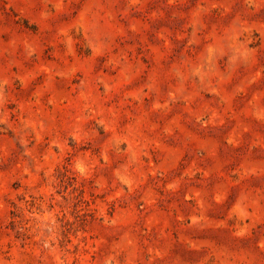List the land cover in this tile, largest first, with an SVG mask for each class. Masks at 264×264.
Wrapping results in <instances>:
<instances>
[{
	"label": "rangeland",
	"instance_id": "1",
	"mask_svg": "<svg viewBox=\"0 0 264 264\" xmlns=\"http://www.w3.org/2000/svg\"><path fill=\"white\" fill-rule=\"evenodd\" d=\"M0 264H264V0H0Z\"/></svg>",
	"mask_w": 264,
	"mask_h": 264
}]
</instances>
